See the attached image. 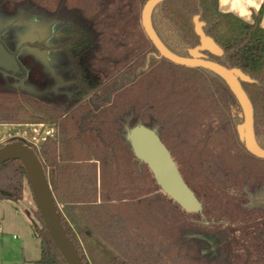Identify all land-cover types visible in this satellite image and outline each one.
Listing matches in <instances>:
<instances>
[{"label": "trees", "instance_id": "16d2710c", "mask_svg": "<svg viewBox=\"0 0 264 264\" xmlns=\"http://www.w3.org/2000/svg\"><path fill=\"white\" fill-rule=\"evenodd\" d=\"M148 1L0 0L3 9L57 21L66 32L80 34L78 65L100 81L67 113L0 90V126L53 129L33 151L82 264H264V214L255 210L254 197L264 160L252 156L239 139L241 109L223 80L159 57L141 25ZM263 13L264 4L247 23L220 12L218 0H166L156 6L151 21L168 50L188 57L200 44L193 22L198 17L221 51L219 56L204 52L206 60L251 81L241 86L253 107L256 143L264 150ZM138 124L156 130L202 205L201 213L177 206L134 157L125 135ZM10 142L29 147L22 138ZM25 184L29 188L20 161L0 165V201H21ZM245 197L250 208L242 207ZM73 211L83 228H71L67 215ZM35 217L40 227L30 228L40 256L34 264H65L37 210ZM94 236L117 253L113 259H103L89 244ZM210 238L215 254L205 241Z\"/></svg>", "mask_w": 264, "mask_h": 264}, {"label": "rangeland", "instance_id": "374dc122", "mask_svg": "<svg viewBox=\"0 0 264 264\" xmlns=\"http://www.w3.org/2000/svg\"><path fill=\"white\" fill-rule=\"evenodd\" d=\"M0 42L15 57L21 70V75L0 70V90L32 97L67 113L85 101L97 83H100L95 76H89L91 74L78 65L77 56L81 49L77 46L82 45L81 35L66 32V27L60 22L0 6ZM44 135L45 130L34 126H0V145L17 137L26 141L33 150L39 147ZM243 193V196L248 197V191ZM246 197L242 201V207L250 208ZM16 204L19 209H24L31 225L40 227V222L35 217L37 208L26 184L23 199ZM61 208L60 206L59 210ZM185 218L192 219L191 216ZM94 238L101 245V249L95 251L103 259L111 260L116 256L117 253L112 248L97 236ZM81 248L87 256L82 244ZM39 256V241L33 237L30 227L23 223V230L17 234L13 223L3 224V233L0 230V264L34 263Z\"/></svg>", "mask_w": 264, "mask_h": 264}, {"label": "water", "instance_id": "95a60500", "mask_svg": "<svg viewBox=\"0 0 264 264\" xmlns=\"http://www.w3.org/2000/svg\"><path fill=\"white\" fill-rule=\"evenodd\" d=\"M164 1L166 0H149L143 7L141 25L145 35L159 53V57L178 66L207 70L223 80L241 109L242 123L237 126L239 139L244 142L252 156L264 159V150L255 140L253 107L241 86V82L250 83V79L237 70H228L206 60L204 52L219 56L221 51L214 41L204 34L203 24L198 21V17H195L193 22L195 33L199 37V46L189 50L188 57L177 56L168 50L155 33L151 21L154 9ZM0 70L14 75L21 73L15 57L6 51L1 42ZM125 138L134 157L146 165L163 194L187 213L202 212V205L183 181L170 152L160 141L155 129L138 124L126 130ZM11 160H18L23 166L42 223L65 264H82L61 225L48 180L34 151L19 142L6 143L0 147V165Z\"/></svg>", "mask_w": 264, "mask_h": 264}, {"label": "crops", "instance_id": "0c3cea01", "mask_svg": "<svg viewBox=\"0 0 264 264\" xmlns=\"http://www.w3.org/2000/svg\"><path fill=\"white\" fill-rule=\"evenodd\" d=\"M225 7H228V6H225ZM218 9L222 13L232 14V15L238 17L239 19H241L247 23H252L253 15H255L258 12L255 8L248 7L247 11L251 12V17L249 18L247 15H245L244 18H241L235 12H224V11H222L220 4H219V0H218ZM260 26L264 29V13H263L261 20H260ZM34 127L42 129V131L45 130V135L43 136L44 138L47 136H51L53 133V129L50 127H47V126H34ZM16 203L17 202L0 201V230L2 233H3V224L4 223H7L8 225H10V223H13L15 233H17V234H20L21 231L23 230V223H25L28 227L31 226L30 219L28 218L26 213H24V209L20 208L21 209L20 210L17 207ZM67 218L68 219L70 218V221H72L71 218L73 219V221L70 223L71 228L76 229V227H80V228L84 227V225H83L84 223L76 211L70 212L67 215ZM14 239H17V236H14ZM89 242L91 244H93L91 246L93 248H95V250L101 249V245L99 244L97 239H95L94 237ZM24 264H34V263H24Z\"/></svg>", "mask_w": 264, "mask_h": 264}, {"label": "clouds", "instance_id": "9594fccd", "mask_svg": "<svg viewBox=\"0 0 264 264\" xmlns=\"http://www.w3.org/2000/svg\"><path fill=\"white\" fill-rule=\"evenodd\" d=\"M219 4L224 12H235L241 18L245 15L250 18L251 12L247 11L248 7H253L258 11L260 5L264 4V0H219Z\"/></svg>", "mask_w": 264, "mask_h": 264}, {"label": "flooded vegetation", "instance_id": "af4514ba", "mask_svg": "<svg viewBox=\"0 0 264 264\" xmlns=\"http://www.w3.org/2000/svg\"><path fill=\"white\" fill-rule=\"evenodd\" d=\"M19 75H21V73ZM258 159L264 160V159H260V158H258ZM254 197L256 198V205H257L255 210L258 213L264 214V176H262L260 174L257 175V180L255 183V195H254ZM261 240H262V243L264 245V234L262 235ZM205 241H206V244L208 246L209 251H211L212 253L215 254L216 248H217V245L215 243V239L210 238V239H206Z\"/></svg>", "mask_w": 264, "mask_h": 264}]
</instances>
